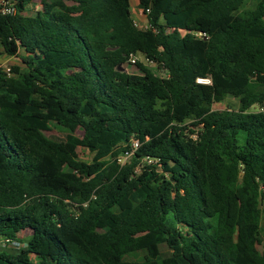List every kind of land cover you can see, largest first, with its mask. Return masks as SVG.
<instances>
[{"label": "trees", "instance_id": "1", "mask_svg": "<svg viewBox=\"0 0 264 264\" xmlns=\"http://www.w3.org/2000/svg\"><path fill=\"white\" fill-rule=\"evenodd\" d=\"M34 1L0 14V264H264V0Z\"/></svg>", "mask_w": 264, "mask_h": 264}, {"label": "rangeland", "instance_id": "2", "mask_svg": "<svg viewBox=\"0 0 264 264\" xmlns=\"http://www.w3.org/2000/svg\"><path fill=\"white\" fill-rule=\"evenodd\" d=\"M255 2H256V0H249L247 7L251 8L255 4ZM40 7L41 6H40L39 0H36V1H34L33 5L29 7V10L40 9ZM132 11H133V19L136 22V24L138 25V27L140 29H146L147 25H148V22H147V19L145 18V16L143 15V13H142L141 16H136L134 9ZM136 61H139V62H141V63H143L145 65H150L154 70H156L153 67V64H150L145 59V57L140 55V54H138L136 56ZM15 64H21V61L18 58L7 57L4 54L2 47L0 46V68H4V69L8 70V68H10L11 66H13ZM125 70L128 71L129 73H137V68L135 66L128 65L127 67H125ZM155 72H157V71H155ZM237 107H238V101L236 99L232 98V97H228L222 103H218V104H215L213 106V108L215 110H224V109H227V108L236 109ZM77 134L79 136L82 135V133L80 131H78ZM45 135L48 138H50V139H52L54 141H57V142H63L66 139V133H64L63 131H61L59 129H51V131L45 132ZM75 157L78 160H81V161H84V162H87V163H91L92 159H93V155L87 149L80 148V147L76 149ZM124 161L127 164H132V162H133L131 156H128L126 159H124ZM22 236L23 237L27 236V232L22 233ZM4 248H6V247L3 245V242L0 239V249H4Z\"/></svg>", "mask_w": 264, "mask_h": 264}, {"label": "built area", "instance_id": "3", "mask_svg": "<svg viewBox=\"0 0 264 264\" xmlns=\"http://www.w3.org/2000/svg\"><path fill=\"white\" fill-rule=\"evenodd\" d=\"M17 13H18V8H17L16 0H0V14L1 15L15 16ZM135 24H136V22H135ZM136 26L138 27L137 24H136ZM149 27H150V25L148 24L146 29H148ZM135 62H136V56H132L130 58V63L135 64ZM198 82L199 83H209V80L198 79ZM252 111L264 113V103L261 106H255L254 108H252ZM134 146L137 147V143H134ZM128 156H131V154L124 155V156L120 157V161L124 164L126 161V160L124 161V159H126ZM15 245L17 247L19 246L18 243H13V246H15Z\"/></svg>", "mask_w": 264, "mask_h": 264}, {"label": "crops", "instance_id": "4", "mask_svg": "<svg viewBox=\"0 0 264 264\" xmlns=\"http://www.w3.org/2000/svg\"><path fill=\"white\" fill-rule=\"evenodd\" d=\"M131 9L132 10L134 9L136 16H141L142 15L140 4H139V0H131ZM132 15H133V11H132Z\"/></svg>", "mask_w": 264, "mask_h": 264}, {"label": "water", "instance_id": "5", "mask_svg": "<svg viewBox=\"0 0 264 264\" xmlns=\"http://www.w3.org/2000/svg\"><path fill=\"white\" fill-rule=\"evenodd\" d=\"M127 66H128V64H125V65H124V68L127 67ZM120 71H123V69L120 68Z\"/></svg>", "mask_w": 264, "mask_h": 264}]
</instances>
